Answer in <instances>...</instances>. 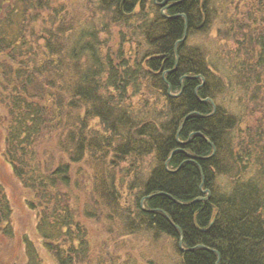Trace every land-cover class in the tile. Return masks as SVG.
I'll return each instance as SVG.
<instances>
[{"label":"trees","instance_id":"1","mask_svg":"<svg viewBox=\"0 0 264 264\" xmlns=\"http://www.w3.org/2000/svg\"><path fill=\"white\" fill-rule=\"evenodd\" d=\"M43 1L0 0L3 155L56 264L91 261L94 220L173 240L178 264H264V28L245 19L223 63L192 38L227 0H84L136 47L114 57L101 40L109 25L74 24L64 3L43 14ZM11 216L0 186L8 238ZM20 241L26 264H43Z\"/></svg>","mask_w":264,"mask_h":264},{"label":"rangeland","instance_id":"2","mask_svg":"<svg viewBox=\"0 0 264 264\" xmlns=\"http://www.w3.org/2000/svg\"><path fill=\"white\" fill-rule=\"evenodd\" d=\"M3 9L13 3V0H6ZM84 0H48L49 5L45 12L51 13L52 7L56 4H63L68 7L69 19L74 24L87 21H93V25L103 26L109 25L107 33L101 34L102 42H109L110 52L114 57L118 54L132 57L136 47L132 42H125L127 31L125 28H115L113 23H109V14L102 15L101 19L97 13L90 12L91 6L83 3ZM46 0L43 1L44 4ZM228 6L220 10L219 17L216 19L212 29L207 35L195 36L192 41L206 46V55L210 60L227 62L228 56L235 54L236 42L235 38L240 36V31L243 30L245 19H249L251 23L246 24L251 27L252 32L259 28H264V0H227ZM174 2L173 4H176ZM85 4V5H84ZM254 6V12L257 14L256 23H253L252 16L249 17V11ZM163 10V9H162ZM164 13V10H163ZM97 16V17H96ZM65 17V16H64ZM106 17V18H105ZM121 33V34H120ZM64 38V37H63ZM119 41L121 43H119ZM244 51L239 52L242 56ZM228 59V60H227ZM2 91V90H1ZM249 95V91L247 92ZM154 97V96H153ZM237 96L228 95L225 102L237 104ZM133 100L136 97L132 98ZM137 101V100H136ZM135 101V102H136ZM6 93L0 94V186L3 193L9 198L12 207L11 222L15 231V237L8 238L0 234V264H26L23 246L20 241L21 235H28L35 243L41 262L43 264H56L51 254L40 243V237L36 232L37 217L35 213L29 210L25 205L27 197L19 181L12 174L9 164L6 162L3 155L4 143V125L3 117L6 114L4 106L7 104ZM152 102V101H151ZM158 104V103H157ZM251 105V103L249 102ZM247 105V104H246ZM252 119L247 117V121ZM48 147V145H46ZM50 147V146H49ZM121 164L120 166H122ZM142 164L141 167H144ZM130 178V177H129ZM128 178V179H129ZM127 179V180H128ZM121 181V179H120ZM88 183V182H87ZM126 184V183H125ZM125 184L119 186L120 202L123 206H131L133 209L132 198L125 188ZM69 195L71 192H67ZM90 221L88 223V256L90 262L88 264H178V255L175 249V243L169 238H160L152 240V238L142 231L134 233H118L116 229L104 221Z\"/></svg>","mask_w":264,"mask_h":264},{"label":"bare ground","instance_id":"3","mask_svg":"<svg viewBox=\"0 0 264 264\" xmlns=\"http://www.w3.org/2000/svg\"><path fill=\"white\" fill-rule=\"evenodd\" d=\"M190 115H191V114H190ZM187 117H188V116H187ZM187 117H186V118H187ZM186 118H185V119H186ZM185 119H184V120H185ZM199 135H201V133H199ZM206 141H208V140L206 139ZM213 154H214V151L212 152V155H213ZM150 196H151V195H149L148 197H150ZM143 200H144V199H143ZM195 200L197 201V199H195ZM180 250L186 252V251H189V248H183V247H182V248H180Z\"/></svg>","mask_w":264,"mask_h":264},{"label":"water","instance_id":"4","mask_svg":"<svg viewBox=\"0 0 264 264\" xmlns=\"http://www.w3.org/2000/svg\"><path fill=\"white\" fill-rule=\"evenodd\" d=\"M161 13L162 14H164L163 13V10H161ZM170 95H173V94H170ZM174 96V95H173ZM205 100H209V101H211L209 98H207V99H205ZM142 201V200H141ZM179 248H182V246H181V239L179 240Z\"/></svg>","mask_w":264,"mask_h":264}]
</instances>
